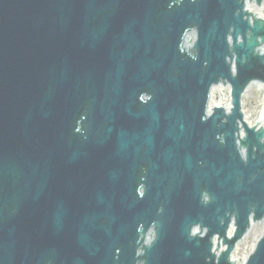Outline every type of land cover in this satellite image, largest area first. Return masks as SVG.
<instances>
[{"label": "water", "instance_id": "obj_1", "mask_svg": "<svg viewBox=\"0 0 264 264\" xmlns=\"http://www.w3.org/2000/svg\"><path fill=\"white\" fill-rule=\"evenodd\" d=\"M242 1L0 0V264H213L188 227L221 233L227 213L264 207V166L240 159L231 129L196 126L200 102L191 111L197 88L227 79L234 119L245 86L264 82V22L250 27ZM189 25L199 54L182 61ZM259 86L247 89L250 121ZM152 224L135 259L138 229ZM248 264H264V239Z\"/></svg>", "mask_w": 264, "mask_h": 264}, {"label": "rangeland", "instance_id": "obj_2", "mask_svg": "<svg viewBox=\"0 0 264 264\" xmlns=\"http://www.w3.org/2000/svg\"><path fill=\"white\" fill-rule=\"evenodd\" d=\"M261 9H262V15H264V5L262 6ZM228 100H229V98H228L225 90H221L220 104L226 106V105H228ZM241 103H242V110L244 112V115L247 116V90H246L245 94L243 95ZM252 113H257L256 119L261 118L264 120V93L262 90V86H259L257 89L256 101H255V104H252ZM251 122H254V121H251ZM260 234H261V232L259 233V235ZM243 240L248 242L247 251L244 248V246L241 243H239L236 246L234 253H233L234 259H235L236 253H238V254H243V260H244L246 258V256L249 254V252L251 251V249L254 245V242H255V240H251V227H250L248 233L246 234V236L243 238Z\"/></svg>", "mask_w": 264, "mask_h": 264}, {"label": "bare ground", "instance_id": "obj_3", "mask_svg": "<svg viewBox=\"0 0 264 264\" xmlns=\"http://www.w3.org/2000/svg\"><path fill=\"white\" fill-rule=\"evenodd\" d=\"M261 13H262V10H258V14H261ZM226 90H229V88L227 87ZM261 124L264 126V123L263 122Z\"/></svg>", "mask_w": 264, "mask_h": 264}]
</instances>
